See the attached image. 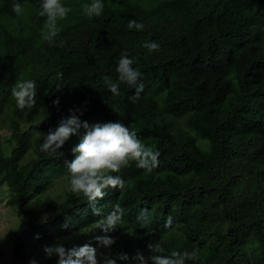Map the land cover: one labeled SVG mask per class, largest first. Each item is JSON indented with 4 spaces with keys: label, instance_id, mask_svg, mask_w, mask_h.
Returning <instances> with one entry per match:
<instances>
[{
    "label": "trees",
    "instance_id": "obj_1",
    "mask_svg": "<svg viewBox=\"0 0 264 264\" xmlns=\"http://www.w3.org/2000/svg\"><path fill=\"white\" fill-rule=\"evenodd\" d=\"M41 2L0 0V185L20 215L10 264H58L44 245L71 249L102 235L115 240L106 254L129 257L116 264H136L137 250L148 257V243L163 255L198 249L185 264H264V0H103L92 19L82 10L90 0H62L72 11L52 45L42 38ZM130 20L144 28L129 29ZM150 41L158 51L143 47ZM125 51L142 73L138 99L135 85L118 80ZM27 79L36 82V106L21 111L11 89ZM70 115L120 121L160 153L151 173L132 162L119 173L131 186L105 189L94 202L104 216L116 203L125 210L108 233L95 228L93 205L70 191L66 162L79 136L41 151ZM141 208L150 232L137 222Z\"/></svg>",
    "mask_w": 264,
    "mask_h": 264
},
{
    "label": "clouds",
    "instance_id": "obj_2",
    "mask_svg": "<svg viewBox=\"0 0 264 264\" xmlns=\"http://www.w3.org/2000/svg\"><path fill=\"white\" fill-rule=\"evenodd\" d=\"M12 9L18 16L24 13V8L20 3H14ZM82 10L89 19L99 17L104 11L103 0H90V3L82 5ZM70 11L72 9L65 6L62 0H42L38 15L45 17L42 29L44 41L50 45L55 43V38L61 31L59 21L67 19ZM128 28L142 30L144 24L130 20ZM143 47L151 53L158 51L160 45L155 41H150L145 42ZM134 63V58H129L125 51L121 54L116 72L120 82L135 85V97L138 99L144 85L138 83L142 73L132 66ZM105 81L111 93L119 95V85L108 77H105ZM11 95L19 110L35 108L36 82L31 79L18 81L11 89ZM53 103L58 104V99ZM74 135L79 136V142L70 149L74 158L70 162H66L70 191L82 195L89 204L93 205V215L101 217L96 221L95 228L108 233L124 223L125 210L119 203H116L113 210L104 216L101 208L94 206V202L98 198H103L105 189L116 188L123 191L126 186H131L130 182H126L119 173L124 168L130 167L132 162L137 168L151 173L159 167L160 153L154 146H146L137 137L135 131H131L120 121L89 123L79 120L76 115L62 119L54 131H49L46 134L40 146L41 151L57 152ZM136 219L141 228L150 232L152 217L146 208L140 209ZM171 223L172 218L169 216L165 220V227H170ZM63 227H67V225ZM95 239L103 247H109L115 243L114 238L109 235L96 236ZM146 247L151 255L145 257L137 250L132 257L136 264H149V261L151 264H185L186 260L199 259L198 249L191 252L174 250L169 255H163L164 249L158 243H148ZM43 252L47 258H51L53 255L57 256L58 264H116V259L125 261L129 259L126 253H120L116 258H113L111 254L100 253L101 258L98 259L97 249L90 244L66 249L61 242H57L52 245H44ZM29 264H37V262L33 258L29 260Z\"/></svg>",
    "mask_w": 264,
    "mask_h": 264
},
{
    "label": "rangeland",
    "instance_id": "obj_3",
    "mask_svg": "<svg viewBox=\"0 0 264 264\" xmlns=\"http://www.w3.org/2000/svg\"><path fill=\"white\" fill-rule=\"evenodd\" d=\"M7 189L6 185H0V245L3 248V253L0 254V264H10L12 262L11 256V233L16 228L19 222L20 215L15 208L6 201ZM97 249L98 259L100 253L106 254L108 247L100 246L99 244H92Z\"/></svg>",
    "mask_w": 264,
    "mask_h": 264
}]
</instances>
